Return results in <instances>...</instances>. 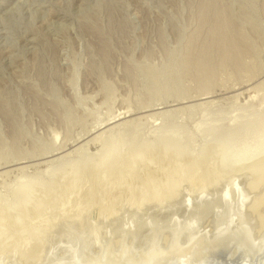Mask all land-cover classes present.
<instances>
[{
  "label": "rangeland",
  "instance_id": "obj_1",
  "mask_svg": "<svg viewBox=\"0 0 264 264\" xmlns=\"http://www.w3.org/2000/svg\"><path fill=\"white\" fill-rule=\"evenodd\" d=\"M263 179L264 0H0V264Z\"/></svg>",
  "mask_w": 264,
  "mask_h": 264
},
{
  "label": "water",
  "instance_id": "obj_2",
  "mask_svg": "<svg viewBox=\"0 0 264 264\" xmlns=\"http://www.w3.org/2000/svg\"><path fill=\"white\" fill-rule=\"evenodd\" d=\"M252 194L237 187L232 197L221 203L196 199L176 216L165 264H264V231L254 240L255 221L244 211ZM214 213L210 239L199 229ZM180 235L186 238L179 243ZM236 246L235 255L231 250Z\"/></svg>",
  "mask_w": 264,
  "mask_h": 264
},
{
  "label": "bare ground",
  "instance_id": "obj_3",
  "mask_svg": "<svg viewBox=\"0 0 264 264\" xmlns=\"http://www.w3.org/2000/svg\"><path fill=\"white\" fill-rule=\"evenodd\" d=\"M240 157H242V156H240ZM243 159H240V160L238 159V162L245 161ZM251 168H253V167H251ZM253 174H254V172H253ZM177 178L179 179V177H177ZM250 179H253V178L251 177ZM257 179H259V178H256V180ZM256 180H254V182ZM262 181H264V179ZM21 182H22V180H19V183H21ZM19 185H21V184H19ZM262 185H264V184H262ZM224 186H221V188L224 187ZM245 186H247V185L245 184ZM245 186L242 185V183L240 184L239 182H237V183L231 185L230 187L228 186V188H226L225 190H223L220 193H215L214 192V193H211V194L210 193H200V194H196V195H189V196H187V198L183 202V204H179V206L180 205H182V206L178 209V211H176L174 213L167 212L166 210H169L170 209L169 208V209H164V210L162 209L164 211V212L162 211V218H160V216L157 215V214L148 215V216H145V218H139L138 220L135 221L136 224L133 223L132 225H130V224L126 225L127 226V227L125 226L126 229L123 227L125 231L129 230L128 232L124 231L125 235L127 233L130 234L129 232H131V233L134 232L133 234H130V236L133 235V238L130 237L129 235H127V239L129 237L130 241H131V238H132L133 241H131V243L129 241L127 242L126 241L127 239L126 240L124 239L125 237L122 238V236H123L122 235L120 237L121 238L120 241H118V243L116 241V243H117V245L115 244L116 246L114 244H112L113 245V247H112L109 244L110 246H106V247H104L101 250L100 248L102 246L100 247V245H99L98 246V247H100L99 248L100 249L99 252H95V250H87L86 252L81 254L80 257L76 258L77 262H78L77 264H165L168 244H169V240H170V236H171V232H172V229H173V226H174V222H175L176 216L185 208V206L188 203H190L191 201H194L196 199H203V200H207V201H211V202L221 203V202H224L226 200H229L232 197V195H233V193H234V191L236 190L237 187H243L248 192V194H252L250 191H248V189ZM21 188L22 187H20V189ZM214 189H216V188H214ZM252 189H254V188H252ZM209 190L211 191V189H207L208 192H210ZM217 190L220 191V187H218L216 189V191ZM261 190L262 189H260V190L258 189V190H255V191H261ZM18 192H20V191H18ZM256 194H258V193L255 192L254 195H256ZM261 196H262V198L258 199L257 201L254 200L255 196H254L253 199H252V196H251L250 201L244 206V211L247 212L253 218V220L255 221V227H254V229H253V231L251 233L252 236L255 235L254 240H256L259 237V235L262 233V231H264V197H263V195H261ZM253 200L255 201V203H252ZM171 206H174V205H171ZM172 209H174V208H172ZM213 217H214V213H211L199 225V229L204 231L207 234V238L208 239L211 238L212 232H213ZM76 230H78V229H76ZM147 230L150 232V233L148 232L149 235H146L147 232L145 233V231H147ZM144 233H145V235H144ZM85 237L83 238V240L86 239ZM89 238L91 239L89 241L90 244L93 243L94 242L92 240L93 238L92 237H89ZM66 241H67V239H66ZM185 241H186L185 236L184 235H180L179 243L185 244ZM103 242H105V241H103ZM100 244H102V243H100ZM77 246H79V245H77ZM98 247H96V248H98ZM93 248H94V245L91 246V249H93ZM96 248H94V249H96ZM235 249H236V246H233V248L231 250L230 258H233V256L235 255ZM137 250H139V251H137ZM48 255L50 256V254H48ZM46 259H47V256L45 257V260Z\"/></svg>",
  "mask_w": 264,
  "mask_h": 264
}]
</instances>
